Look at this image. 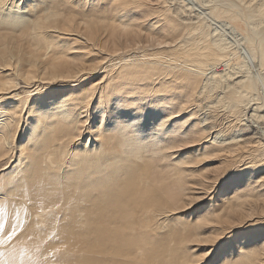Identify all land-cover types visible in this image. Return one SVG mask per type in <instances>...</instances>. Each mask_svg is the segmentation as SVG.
<instances>
[{"label":"bare ground","instance_id":"bare-ground-1","mask_svg":"<svg viewBox=\"0 0 264 264\" xmlns=\"http://www.w3.org/2000/svg\"><path fill=\"white\" fill-rule=\"evenodd\" d=\"M203 1L212 4L206 7L208 4L204 5L200 0H159L156 7L134 17L127 24L123 20L94 17L95 7L87 13L80 9L65 14L66 18H73L72 29L77 34L83 33L90 42V48H105L108 52L120 53L131 49V54L124 53V58L135 68L142 85L130 91H124L123 87L114 89L117 94L124 92L115 101H111L109 84L100 88L97 108L103 107L104 110L97 112V108H93L91 117L95 121L87 128V138L83 134L86 120L68 121L77 103L87 108L85 101L91 95V86L81 89L84 93L81 99L80 93H74L72 88L45 83L59 75L74 74L78 67L76 61L82 62V58L66 57L53 40L41 42L31 32L32 21L45 10L41 3L36 0H5L0 6V82L12 80L20 84V88L13 92L19 103L13 105L9 102L4 108L8 119L3 120L0 127V157L6 158L4 161L12 163L15 168L23 166L20 158L23 155L32 172L24 190L16 194L17 199L0 202V223L3 224L0 237L16 228L12 241L0 245V251L7 250L12 255L23 251L25 256L22 260L16 259L17 264H30L26 257L35 251L34 247L41 248L37 250L38 260L47 252L42 242L46 236V223L49 228L55 229V239L65 243L71 239L66 233L64 218L54 227L59 219L52 218L48 211L49 208L65 210L67 206L68 197L57 183L63 166L67 165L78 174L83 160L89 155L119 147L120 129L112 125L113 121L133 117L151 132L153 121L163 118L161 107L171 103L154 97L172 91L176 83L184 84L187 89V96L180 102L181 105L192 102L197 109L206 105V116L218 135L227 137L220 141V151L225 153L223 157L228 159L229 168L232 167L230 173H235L225 176L220 182L217 196L231 195L227 196L225 208L219 216L210 217L209 223L220 226L215 235L230 231L229 225L235 220L237 225L243 226L226 237L227 247L220 249V254L214 253L216 255L211 264H219L221 257L241 249L254 253L250 264H264V258L259 257L264 252V211L259 208V202L264 207V182L259 181L260 177H264L263 174L260 176L264 173V167L260 166L264 164V98L258 96L257 83L253 80V76L257 80H262L264 76V18L259 8L255 11L241 9L236 6L235 0ZM99 2L92 0L94 6ZM247 2L251 3V0ZM87 3L88 0H84V4ZM152 3L157 4V0H152ZM221 17L233 18L243 26H232ZM213 20L218 26H214ZM65 26L64 20L53 24V27ZM125 27L131 28V31H124ZM149 36L154 40L150 41ZM79 38V35L74 37ZM137 45L141 47L138 49ZM118 63L119 58L109 64V72ZM6 65L11 67L6 68ZM27 76L37 77V80L25 83L24 77ZM25 88L23 96L19 90ZM25 107L28 114L21 117ZM17 108L19 111H15ZM28 116H32L33 120L30 121ZM105 120L109 126L102 130ZM37 130L43 140L39 154L34 149H28L25 155V146L35 138ZM17 133H20L19 155L16 153ZM10 150L15 154L14 159L9 156L8 161ZM229 152L235 155H227ZM68 157L73 159L68 160ZM247 157L250 159L247 160ZM200 175L176 170L169 182L179 197L189 181ZM69 179L71 174H65L64 180ZM208 179L211 178L205 176V181ZM230 184L234 188H230ZM184 194L187 195L186 192ZM255 211L258 218L253 223L239 224L245 215L249 213L250 217ZM256 225L262 227L259 232L254 229ZM194 235L195 232L187 238L191 239ZM50 245L58 244L52 240ZM133 255L135 252L125 249L117 256L105 258L103 264H123L121 257ZM239 260L243 257H237Z\"/></svg>","mask_w":264,"mask_h":264},{"label":"snow or ice","instance_id":"snow-or-ice-1","mask_svg":"<svg viewBox=\"0 0 264 264\" xmlns=\"http://www.w3.org/2000/svg\"><path fill=\"white\" fill-rule=\"evenodd\" d=\"M36 2L41 3L45 10L32 21L31 32L41 42L45 39L53 40L66 57L82 58V62L76 61L78 67L74 74L70 72L59 75L53 81L45 83L72 88L74 93H80L81 99L84 96L81 89L91 86V95L85 101L87 108L77 103L68 121L86 120L83 126L86 132L92 123V110L97 108L100 88L109 84L111 101H115L124 92L117 94L114 89L123 87L124 91H130L133 87L142 85L135 68L124 58V53L131 54V49H124L120 53L108 52L105 48H90V42L84 38L83 33L77 34L72 29L73 18H66L65 14L80 9L87 13L90 8L95 7L94 17L123 20L127 24L134 17L156 7L159 0L157 4H153L152 0H100L95 6L92 0H88L86 5L84 0ZM4 3L5 0H0V6ZM235 4L238 8L250 11L259 8L261 17L264 18V0H260L259 4L257 0H251V3L247 0H235ZM61 20H64L65 27H53V24H59ZM213 24L218 26L215 20ZM124 31H131V28L125 27ZM77 35L80 38L74 39ZM148 39L151 41L154 37L149 36ZM140 47L141 45H137L138 49ZM117 58L120 63L109 72V64ZM10 67L11 65H6V68ZM24 80L31 84L37 77L27 76ZM18 88L20 84L12 80L0 82V97H3L0 99V127L3 120L8 119L5 106L9 102L13 105L19 103L13 95ZM186 96L185 85L176 83L172 91L154 97L171 103L161 107L163 118L153 121L151 132L133 117L113 121L112 125L120 129L119 147L89 155L83 160L78 174L67 165L63 166L57 183L68 197L62 215L66 233L71 239L62 249H56L63 253L58 264H103L105 258L117 256L125 249L135 252V255L121 257L123 264H208L220 242L236 228L243 226L229 225L230 231L215 235V232L220 231V226L209 223L210 217L219 216L225 208L227 196L231 195L228 193L217 196L220 181L226 173L217 174L216 179L205 181V176L213 175L214 166L225 155L220 151V141L227 137L218 135L217 129L206 116V105L201 109H197L192 102L181 105L180 102ZM103 110V107L97 108V112ZM27 114L28 109L25 107L21 117ZM28 119L32 121L33 117L28 116ZM108 126L109 123L105 120L102 130H106ZM18 135L17 133V155ZM42 142L40 131L37 130L35 138L25 146V155L28 149H34L38 155ZM100 142L102 141H98ZM72 144L74 146L75 141ZM227 155L234 156L235 153L229 152ZM20 158L22 167L14 168L9 163L0 169V202L17 199L16 194L24 190L32 176L28 163L24 162V156L21 155ZM5 159L0 157V161ZM260 166L264 167V164ZM206 168L208 171L204 172ZM176 170L201 173L199 177L190 180L179 197L175 187L169 182ZM65 174H71V179L65 181ZM259 181L264 182V177H260ZM2 230L3 224L0 223V231ZM193 232L196 235L188 239ZM15 235L16 228L13 227L6 236L0 237V245L8 244ZM253 255V252L241 249L221 257L219 264H250ZM237 257H243V260L237 261ZM28 259L32 260V257L29 256ZM0 264H17V261L7 250L0 251Z\"/></svg>","mask_w":264,"mask_h":264},{"label":"rangeland","instance_id":"rangeland-1","mask_svg":"<svg viewBox=\"0 0 264 264\" xmlns=\"http://www.w3.org/2000/svg\"><path fill=\"white\" fill-rule=\"evenodd\" d=\"M201 2H203V4L205 5V3H206V1H203V0H200ZM211 5L212 3H206V5ZM222 18V17H221ZM227 22H229L232 26H235L236 24L238 25V26H240V27H242L243 25L240 23V22H237V21H235V19H233V18H228V19H226V17H223ZM222 18V19H223ZM207 27V26H206ZM205 27V28H206ZM147 44V43H146ZM148 46V45H147ZM147 49H148V47H146ZM251 71V70H250ZM251 75L253 76V74L251 73ZM253 80H254V82H256L257 84L255 85L256 86V92H257V94H258V96L259 97H263L264 98V92H263V89H264V76H263V78H262V80H257V79H255L254 78V76H253ZM26 90V88L24 89V90H22V89H20L19 91H20V94H22L23 96L25 95V91ZM29 90V89H28ZM22 92V93H21ZM93 117V116H92ZM92 117H91V120H92V123H94V121H95V119L93 120L92 119ZM91 123V124H92ZM22 124H24V121H23V123ZM19 135H20V133H18ZM83 134H84V137L85 138H87L88 137V133L87 132H83ZM18 135V140H19V138H20V136ZM16 140H17V136H16ZM15 141V140H14ZM257 153V152H256ZM14 154H15V151H9V153H8V161H9V156H11L12 158H13V156H14ZM214 155V154H213ZM215 155H216V153H215ZM248 158L249 157H247V160H248ZM14 159V158H13ZM13 159H11V161L13 160ZM250 159V158H249ZM10 161V162H11ZM228 162V159H226L225 157H221L220 158V162L218 163V164H216L215 166H214V168H213V175L212 176H208L209 178H211V179H216L217 178V174H220V173H226L225 175H224V177L225 176H230V175H232L230 172L232 171V167H230L229 168V162ZM7 164H9L8 162H5V161H1V166H0V168H3V167H5ZM227 167V168H226ZM226 170V171H225ZM204 172H207L208 171V169L206 168V169H204L203 170ZM198 174H201V173H198ZM263 174V175H262ZM233 175H235V173L233 174ZM232 175V176H233ZM258 175V174H257ZM264 176V173H261L260 174V176ZM224 177L221 179V181H223V179H224ZM191 178H189V180H190ZM220 181V182H221ZM190 182V181H189ZM234 188L231 184H230V188ZM262 207V208H261ZM259 208L262 210V211H264V207H263V205L259 202ZM48 211L50 212V216L52 217V218H56L57 220L59 219V221L57 222V223H54V227H56V226H58L59 224H60V222H63V212H64V210H61V209H58V210H55V208H49L48 209ZM256 213V214H255ZM255 213H252V216H250V217H248V215H249V213L247 214V215H245V217H243V219H242V221L239 223V224H243V223H245V222H247V223H253L254 222V220H256L257 218H258V212H256L255 211ZM57 215V216H56ZM253 215H255V216H253ZM234 221V220H233ZM230 224H232V225H237L238 224V222L235 220V222H233V223H230ZM238 228H240V227H238ZM261 228L262 227H259L258 225H256L255 227H254V229L255 230H258L257 232H259L260 230H261ZM260 229V230H259ZM254 230V231H255ZM218 233V232H217ZM56 234V231H55V229H51V228H49V225L46 223L45 224V237L43 238V245H44V247L46 248V251L47 252H45V254L42 256V258H41V260H38L37 258H36V254H37V250L38 249H41L40 247L38 248V247H34V249H35V251L34 252H32L31 254H30V256L32 257V260H30V264H58V260H59V258H61L62 256H63V253L62 252H57L56 251V249H62L63 248V245L65 244V242L64 241H59L58 239H55L54 238V235ZM264 236V235H263ZM226 239V238H225ZM225 239L224 240H222L221 242H220V244L217 246V248H216V250H215V252L214 253H216L217 252V254H220L221 253V250L220 249H223V248H226L227 246H226V244L228 243L227 241H225ZM54 241V242H56L58 245H50V241ZM19 243V245L20 246H22V243H20V242H18ZM24 247H26L25 245H23ZM48 246H50V248H47ZM212 254V258L210 257L209 258V260H208V264H211L212 263V261L214 260V258H213V256H215L216 254ZM260 256V258L262 259V258H264V252L263 253H261V254H259ZM14 256H15V258L17 259V260H22V258H23V256H25V255H23V256H21V252H18V251H16V253H14ZM19 258V259H18ZM26 259H28V257H26ZM34 261V262H33Z\"/></svg>","mask_w":264,"mask_h":264}]
</instances>
